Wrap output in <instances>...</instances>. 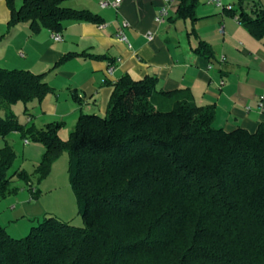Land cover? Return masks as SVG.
Instances as JSON below:
<instances>
[{
  "label": "trees",
  "instance_id": "16d2710c",
  "mask_svg": "<svg viewBox=\"0 0 264 264\" xmlns=\"http://www.w3.org/2000/svg\"><path fill=\"white\" fill-rule=\"evenodd\" d=\"M5 1L9 26L27 22L34 33L101 22L90 11L64 7L67 0H23L19 9ZM198 3L178 0L177 17L194 24ZM228 13L264 41V7L238 0ZM195 51L214 57L202 40ZM157 82L123 76L112 85L106 114H81L62 141V122L38 129L20 124L12 111L18 102L25 113L27 104L42 103L53 90L44 76L0 68V137L16 132L45 147L40 179L68 151L84 223L44 217L22 239L0 227V264H264V122L254 132L215 128L214 106L196 105L185 90L159 91ZM15 159L5 141L0 198L16 191L15 177L28 181L25 172L8 175Z\"/></svg>",
  "mask_w": 264,
  "mask_h": 264
},
{
  "label": "crops",
  "instance_id": "0c3cea01",
  "mask_svg": "<svg viewBox=\"0 0 264 264\" xmlns=\"http://www.w3.org/2000/svg\"><path fill=\"white\" fill-rule=\"evenodd\" d=\"M101 1L63 3L98 15V24L65 22L58 33L48 29L34 33L27 22L10 27L11 11L0 0V68L44 76L53 90L40 104L42 116L61 119L63 124L70 120L74 127L81 114H106L112 85L123 76L133 80L152 76L159 91L185 90L196 105L214 106L213 125L225 131L254 132L264 122V42L253 38L228 13L238 0H223V9L199 0L194 24L177 17L178 0H122L117 9L101 8ZM254 2L264 7V0ZM22 3L14 0L15 8ZM162 7H167V16L156 23ZM124 21L129 25L124 32L130 47L116 37ZM54 34L62 40H54ZM199 40L211 47L213 58L195 51ZM69 54L73 57L61 62ZM38 205L11 206L0 214L9 212L6 221L10 223L20 218L38 221L45 213ZM0 227L10 225L0 220Z\"/></svg>",
  "mask_w": 264,
  "mask_h": 264
},
{
  "label": "rangeland",
  "instance_id": "374dc122",
  "mask_svg": "<svg viewBox=\"0 0 264 264\" xmlns=\"http://www.w3.org/2000/svg\"><path fill=\"white\" fill-rule=\"evenodd\" d=\"M232 1L236 2V0ZM24 108L25 106L22 102H18L12 107L16 120L20 124H28L29 118H32L31 124H34L38 129H44L49 123L62 122L61 119H55L50 115L42 116L41 105L37 102L27 104V113L24 112ZM2 115L0 113V116ZM213 126L220 128L218 124ZM73 129L74 127L71 125L70 120H66V123L62 124L59 129V138L62 141H67ZM5 141L13 148L16 154V159L8 171V175L10 176L17 170L25 172L28 175V181L18 177L14 178L12 187L16 188V191L4 198H0V213L4 210L9 211L11 206L25 205L29 202L38 203L39 208H43L45 212L38 221L20 218L11 220V223L9 220L6 221L10 215L9 212H6L4 216L0 214L2 223L6 222V224L10 225L8 229H5L6 232L15 239L25 238L31 228L38 226L44 217H56L71 226L82 228L84 223L79 215L76 196L70 182L68 151L66 149L63 150L52 163L47 177L40 179L38 166L45 154V147L32 141H28L29 143L25 144L24 139L16 132L9 134L5 139L0 137V150L4 146ZM33 188L38 190L37 195L33 194ZM27 222L29 224L26 226Z\"/></svg>",
  "mask_w": 264,
  "mask_h": 264
},
{
  "label": "built area",
  "instance_id": "2783aa9c",
  "mask_svg": "<svg viewBox=\"0 0 264 264\" xmlns=\"http://www.w3.org/2000/svg\"><path fill=\"white\" fill-rule=\"evenodd\" d=\"M121 2H122V0H115L113 2H110L108 0H103V1H101L100 6H101V8L113 7V8L117 9L119 7V5L121 4ZM209 4L215 6L219 9H223L225 7L223 0H210ZM167 13H168L167 7H162V9L159 11L157 16L155 17L156 23H161L164 20L165 16H167ZM128 27H129V25L127 22H125V21L122 22L121 28L117 32L116 37H117L118 41L123 42V43H127L128 46L130 47V44L128 43L127 37H126L125 32H124L125 29H127ZM53 38L56 41L62 40L61 36L58 34H54ZM112 72H113V67L110 66L108 69V73L111 74Z\"/></svg>",
  "mask_w": 264,
  "mask_h": 264
}]
</instances>
